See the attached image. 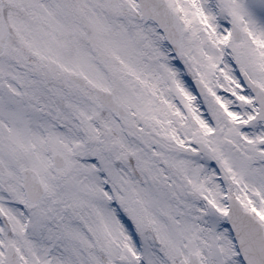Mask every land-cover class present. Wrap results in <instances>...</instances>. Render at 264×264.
<instances>
[{"label": "snow or ice", "instance_id": "snow-or-ice-1", "mask_svg": "<svg viewBox=\"0 0 264 264\" xmlns=\"http://www.w3.org/2000/svg\"><path fill=\"white\" fill-rule=\"evenodd\" d=\"M0 264H264V0H0Z\"/></svg>", "mask_w": 264, "mask_h": 264}]
</instances>
